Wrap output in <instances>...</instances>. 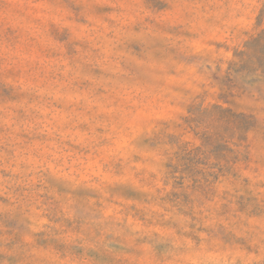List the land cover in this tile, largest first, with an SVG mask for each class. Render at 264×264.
Returning <instances> with one entry per match:
<instances>
[{"label": "rangeland", "instance_id": "rangeland-1", "mask_svg": "<svg viewBox=\"0 0 264 264\" xmlns=\"http://www.w3.org/2000/svg\"><path fill=\"white\" fill-rule=\"evenodd\" d=\"M0 264H264V0H0Z\"/></svg>", "mask_w": 264, "mask_h": 264}]
</instances>
